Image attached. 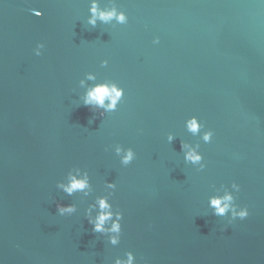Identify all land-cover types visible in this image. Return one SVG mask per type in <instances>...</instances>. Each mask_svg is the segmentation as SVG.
<instances>
[{
    "label": "water",
    "instance_id": "95a60500",
    "mask_svg": "<svg viewBox=\"0 0 264 264\" xmlns=\"http://www.w3.org/2000/svg\"><path fill=\"white\" fill-rule=\"evenodd\" d=\"M91 2L0 0V264L128 252L136 264H264V0H95L128 17L96 28ZM104 81L124 98L101 116L79 97ZM192 116L211 143L186 131ZM181 141L199 146L204 171L184 163ZM117 147L137 158L122 166ZM73 167L88 171V196L56 188ZM107 182L124 215L115 247L84 216ZM233 182L250 215L229 224L208 198ZM57 203L77 213L59 216Z\"/></svg>",
    "mask_w": 264,
    "mask_h": 264
},
{
    "label": "clouds",
    "instance_id": "9594fccd",
    "mask_svg": "<svg viewBox=\"0 0 264 264\" xmlns=\"http://www.w3.org/2000/svg\"><path fill=\"white\" fill-rule=\"evenodd\" d=\"M87 26L96 28L98 22L101 24H109L115 21L124 25L128 23V17L124 12L117 11L116 8L110 10H101L95 0H92L88 9ZM35 15L41 17L43 14L36 11ZM152 43L157 45L160 43L159 37L155 38ZM45 48L43 43H38L35 47L34 55L41 56L42 50ZM107 60L102 61L101 65L106 67ZM87 80H95L92 74L87 75ZM80 85L84 86V81H80ZM124 98V89L114 81H104L95 83L94 86L87 88L82 96L79 97L80 103L89 108L92 112L100 110L99 114L104 116L105 113L115 112L118 105ZM92 121L90 120L89 123ZM185 129L192 135H199L204 144L213 141L214 132L212 130H204V124L195 117L188 118L184 123ZM176 137L169 133L167 135V143L172 144ZM180 149L183 153L185 164H191L197 167L200 172L204 171L206 164L204 158L199 151V146L192 147L181 141ZM116 155L120 157V164L124 167L129 166L137 158L136 152L132 148H116ZM117 185L113 182H107L104 186L107 195L96 196L93 201L88 204L85 209L84 216L88 223L92 226V231L107 238V243L115 247L119 245L122 237V221L123 213L113 207L111 198L114 195ZM56 188L62 191L66 196H74L77 193H83L88 196L92 190V183L88 171L79 167L71 168L63 181L56 184ZM232 191H226L222 194L212 195L208 198V207L212 209V214L217 217L230 216L229 224L236 220H246L250 213L247 206L241 207L235 203L236 196L233 192H240V185L233 182L231 184ZM57 214L59 216H72L77 213L74 204L62 205L57 203ZM114 264H136V257L132 252L126 253V258L117 257Z\"/></svg>",
    "mask_w": 264,
    "mask_h": 264
}]
</instances>
